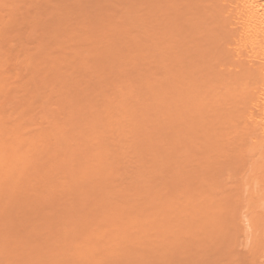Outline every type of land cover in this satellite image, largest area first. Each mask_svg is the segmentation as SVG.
Masks as SVG:
<instances>
[{
  "label": "bare ground",
  "instance_id": "1",
  "mask_svg": "<svg viewBox=\"0 0 264 264\" xmlns=\"http://www.w3.org/2000/svg\"><path fill=\"white\" fill-rule=\"evenodd\" d=\"M28 2L30 0H0V264H175L179 258H186L183 259L184 264H191V260L199 264L202 261L198 260H207V255L210 256L213 251L220 248L231 250L237 236L247 249V264H264V0H213L209 4L211 10L205 11L200 23L208 24L206 28L211 31L210 34L201 37L203 41L198 43L199 51L189 54L191 51L186 50L182 53L179 77H170L169 80L168 77L166 87H161L164 92L160 96L163 101L160 107L166 111L163 114H166L164 120L167 121L155 125L147 117V109L138 113L136 110H124L127 116L123 117L128 118L137 129L145 116V123L142 122L144 129L142 125L140 127L144 138L134 137L137 140H131L133 143L129 146L130 140L117 130L110 136L113 145L108 143L107 136H97L98 123L95 124L97 118H94L88 127L93 134L89 132L88 138L83 136L86 140L80 136V139H84L83 144L80 143V150H83L80 152L78 147L76 150L80 152L78 155L85 158L84 166L78 170L71 165L68 166L69 170L66 168L63 172L60 168L65 167L54 168L56 166L52 165V159L48 157L46 161L51 164L41 162L42 158L45 162L46 153L49 155L48 152L52 154L53 151L49 147L53 146L49 144L51 132L42 129L45 122L49 124V120L44 121L48 117H44L43 125L40 118V122L37 119L40 124L34 122L35 116L31 121L27 118L29 123H33L30 127L35 124L39 127L40 130L34 132L35 128L33 131L29 123H24L26 118L23 115L25 111L34 110L31 109L34 104L42 105L38 102L41 99L36 100L37 94L53 86L47 81L51 77H47L48 73L55 68L51 65V70L50 61H45V56H49L48 48L45 56L41 57L40 54L41 59L37 56L36 62L29 58L21 61L23 64V61L31 60L28 70H34L33 75L36 74L32 80L27 78L31 77L29 74L32 72H26L22 76L27 77L21 79L18 73H13L12 69L22 67L21 62L16 56L11 58L13 55L9 50H4V38L9 37L6 33H9L8 30L13 31L10 28L18 26L17 23L23 18H29H26V14L31 12L33 8L30 6L36 0H31V5ZM206 8L208 10V6ZM24 20L20 24L23 25ZM30 22L35 25L34 20ZM199 22L195 24L198 34L201 33ZM213 28L218 31V35L215 31L213 36ZM215 54L220 58L217 63ZM16 59L20 66L15 65ZM193 59L196 63L202 59L208 61V67L212 65L207 73L200 72V75L195 72L196 69L198 71V65L195 61L191 63ZM11 60L15 62V68ZM63 60H60L61 63ZM28 62H25L27 66ZM188 63L196 69H189L191 65ZM26 64L25 70L28 68ZM217 65L220 70L228 66L230 73L218 72V68H215ZM191 70L193 74L196 73V77L190 73ZM13 77L17 79V84L11 82ZM19 82L21 85L17 86ZM46 82L48 88H45ZM42 83L44 90L40 86L42 92L37 93L38 85ZM148 88L154 91L153 87ZM48 92H44L46 96ZM173 92L177 95L173 96ZM10 94L21 98L22 103L20 101L19 105L16 100L14 106L11 102L15 99ZM46 98L49 99V96ZM44 101L47 103V106H42L46 107L44 110H51L48 101ZM8 111L14 116L12 121L10 113L7 117ZM34 112L26 113H31L28 114L31 118L32 113H38ZM42 112L46 116L45 111H39L38 114ZM139 115L141 120L138 119ZM108 118L109 123L114 121V117L109 115ZM24 125L29 128L25 129ZM247 133H252L251 140L257 144L256 147H251L246 141ZM119 134L122 140H126L125 143ZM126 143L129 147L134 146V149L142 147V153L138 152V147L137 154L131 155L133 159L119 160L115 155H124L122 147H126ZM120 144H126L121 147L123 150L120 148L121 153L119 149V152L115 151ZM151 146L162 150L164 147L166 156L163 154L165 157L159 158L158 152L162 150L156 151L157 154L155 150L158 148L154 150ZM112 147L117 154L114 155ZM245 148L257 156L249 168L246 167ZM116 159L121 162L116 163ZM57 161L55 159L54 162L57 164ZM122 162L129 164H123V168ZM231 166L232 169L227 168ZM166 168L172 170L171 181L162 178L161 173ZM75 169L78 172L75 173ZM57 170L61 171L58 172L60 178L57 175L61 181L53 178ZM70 170L73 172L70 173ZM227 171L233 181L229 189L220 182ZM47 172L50 174L45 176ZM75 201L78 205L73 204ZM75 206H80V210L74 209ZM70 209L74 213L78 212V217L73 214L77 218L69 214ZM29 230L32 231L30 235ZM31 234L37 239H34L36 245L30 238L29 243H32L26 242L29 236L32 238ZM21 242H25V246ZM29 247H32L31 250ZM38 248L40 252H34ZM16 252L26 258L20 259L15 255ZM181 259L178 262L183 261Z\"/></svg>",
  "mask_w": 264,
  "mask_h": 264
},
{
  "label": "rangeland",
  "instance_id": "2",
  "mask_svg": "<svg viewBox=\"0 0 264 264\" xmlns=\"http://www.w3.org/2000/svg\"><path fill=\"white\" fill-rule=\"evenodd\" d=\"M26 1L27 0H25V2ZM33 1L34 0H32V2ZM37 1L39 2V4H36ZM36 2L35 4L33 2L32 4L33 6H30L31 8H33L32 10L30 8L31 12L28 11V13L26 14V18L27 17L29 18H27L26 20H24V18L22 19L24 20L23 22L24 24H26L25 21L27 22L28 19H32L30 21L34 20L35 25L30 21H28L29 23L27 22V25H24V24L22 25L20 24L22 22L21 20V22L17 23L18 26H15V28L14 27L10 28V29H13V31L11 30L10 32V30H8L10 34L6 33V36H9L10 38L9 37L8 39L6 37L4 38L6 39L5 41L6 45L5 46L3 45V46H4V50L6 48V50H9L12 53L11 55L13 56H10L11 58L12 57L15 58L16 56V58L18 59V61L20 60V62L24 58H27V59L29 58L32 61L36 62L38 59L37 56L39 55V58H40V54H41V57L42 55L45 56L48 50L49 54H47V56L48 55L49 56L48 57L45 56V58L47 59L45 61L48 63L50 61L49 66L53 65L55 68L51 66L50 69L52 70L53 68L52 72L48 73L51 70H49L48 72L46 71L45 76H47V73L49 74V76L47 77H50L51 75L50 77L51 81L50 80H47V81L49 83L51 82L52 84L51 83L50 84L53 86L50 85L51 87H49V85L47 84L48 82L44 84L45 88L49 87L48 89L49 92H48L47 90L43 89L44 87L42 88L43 83L41 85H38L37 93L42 92L39 90L41 86L42 88L41 90H44L43 93L45 91L49 93L48 95L49 99L46 98L48 96H46L47 94L45 93H44L45 95H43L44 97L41 96L43 93L37 94L39 96L37 98V95H36L35 99L37 98L36 99L37 101L38 99L39 100L41 99V101H38V102H41L42 105L38 103V105L35 106L34 104L33 106L36 109L33 106L31 109H34L36 111L34 112V110H30L31 112H34L35 114L37 111L38 113L39 111L40 112L45 111L46 116L43 112L41 114L37 113V115L41 116L42 118L39 116L37 117V115H34L32 113L33 116H31L30 118L29 115H31V113L30 114L26 113L30 111H25L26 114L24 113L23 115H25L24 117L26 119L24 120L26 122L24 123L26 124L29 123L28 121L29 119L31 121V119L34 120V118H36L34 121L35 123L37 119L39 122H40V119H42L41 120L42 122H40L41 125H43L42 123H44V121L49 120V124L48 122H45V125H43L45 128L43 127L42 129L46 130V132L48 131L51 132L50 133L51 135L50 134H47V135L52 136V138L50 137L49 139V141L51 142L49 144H53V146L50 145L49 147L50 148L52 147V148L51 149L49 148V149L51 151L53 149V151H52V154L48 152L51 157H49V155L46 153L45 162H44V158H42L43 160L41 162L46 163L49 160L48 158H50L53 160V161L51 160L52 165L56 166L54 168H57V166L65 167L63 169L60 168L61 171L65 170L66 168L69 170L68 166H71V165L73 166V168H77L78 170H80V168L84 166L83 162H85V160L83 161V159L85 158H83L82 155H78L83 150V149L80 150L82 147L80 143L82 142L83 144V140L85 139V137H87V135L88 137L90 136L89 132L91 131L88 130V127H90L91 123L94 121L93 120L91 122V120L94 118L95 119L99 118L98 119L99 121L97 122V119H96V123H95L96 125L98 123V125L96 126L97 128L96 134L98 132L97 136H100L102 134L107 136L109 138L108 143L111 144L113 140L112 138H110V136L112 134H115V131L117 130L121 134H124L125 135L124 137L127 136L128 138L127 140H130L129 146H130L131 140L133 139L137 140V138H134V137L136 136H138V138L142 137L143 131L142 129H140V127L142 125V122L145 116L143 117L140 126L138 125L139 129H137L136 128L137 126H135V128L138 130L137 131L132 126L128 118L123 117V116H127L126 113H124V110L127 111V109H129L132 112L135 110L136 112L137 111L142 112L143 109H147L148 114L150 115V116L148 115L147 117H150L149 119L153 121V123L151 122L152 124L162 125V121L166 122L167 120H164L166 117V114H163V113H166V111L161 110L163 108L160 107L163 102L161 101L162 97L160 98V96H162L164 92V89L161 87L164 86L165 84L167 85V83L165 82L167 81L168 77H169L168 80L170 79V77L171 79L174 77H179V73H180L179 71L181 69L180 68L181 66L180 57L182 56V53L186 50L191 51L189 54H193V52L194 51L197 52V50L199 51L200 47L198 46V43L200 41H203L201 40L202 39L201 37H203V35L205 34L206 35L210 34L211 32L209 30L207 31L206 27L208 24L201 25L200 23L202 20V15L205 13V11L211 10L209 4L212 3L213 0H36ZM30 3H31V0H30ZM30 3L28 2L27 4H30ZM27 4L26 6H28ZM207 6H208V10H206ZM27 10L28 9L26 8V11ZM38 18L40 19L38 20ZM35 20L37 21V24ZM197 20L200 21L198 23V27L200 25L199 27L200 32H201L200 34H198L197 29L195 30V24L196 22H198ZM38 21H40V23ZM31 23L33 24V26ZM28 24L29 25L31 24V26H29ZM212 26L216 27L214 25ZM7 28L5 29L7 30ZM215 31L216 29L213 28L212 29L213 36H215L214 35ZM216 33L215 34L218 35V31H216ZM206 42L208 43L207 40ZM207 43H206V46H208ZM46 48L48 49L46 50ZM17 59L15 61L16 64L12 60L11 61L13 63L11 62V64L12 65L15 64L19 66L21 64L22 67H18L19 68L18 70V68L14 65V68L16 67L17 70L12 69L13 73H18L19 79H21V78L27 77V75L23 77L26 72L27 74H29V72H32V74H29L31 75V77L29 76L27 77V78H31L32 80V76H35L36 74L33 75L34 70H28L31 65L30 64L31 60L23 61V64L25 62L27 63V61H30L28 62L29 66H27L28 64L25 63L26 66L28 67L27 70H25V67H24L25 64L23 65L22 62L19 64V62H17ZM61 59L62 60L64 59L63 63H61L62 62L60 61ZM194 59L191 60V63L192 64L195 63L196 65H198V67H196L198 68V71L196 68H193L195 66L192 67L190 63H188V65L190 64L191 67L190 68L188 67V68L189 69L192 68L194 70L196 69L195 72L196 73L199 72V74L200 72L207 73L209 67L212 64L209 65L208 67V61H205L203 59L198 61L197 62L198 64H197ZM51 60H53L54 62L56 60L57 63L56 62L55 63L58 66L54 62H53L54 64L51 63ZM57 60H59L60 63ZM215 60H216L215 61L216 63L217 61H220V58L217 54H215ZM193 61L195 62L193 63ZM45 65H43L42 67H44ZM57 67L58 69H56ZM216 67L218 68L216 70L220 73L221 71H223V73H226V74L230 73V69L228 68V66H223L222 67L223 70H220L218 65L215 66V68ZM31 69H33V67ZM189 69H187L188 72L190 71ZM192 71L193 70H191L190 73H192ZM195 74H193V76ZM200 75L198 76L200 77ZM194 77H196V75ZM27 78L26 80L22 79L23 82L27 81ZM198 78H193V79L198 80ZM11 82L15 84L18 83L15 77L11 79ZM21 82H19V85L17 86H20ZM12 83H11V87H13ZM198 83H200V81H198ZM32 85H33V82H32ZM149 86L153 87L152 89L154 91L149 90L148 88ZM14 91L12 94H14ZM129 93L131 94V96L129 95ZM155 93L157 94L155 95ZM12 94H10L11 97L14 96ZM174 94L177 95L176 93L173 92V96ZM40 97H42L43 99L45 98L44 100L48 101L49 103L48 105H51L50 109L52 111L48 109L49 111H51V114L49 113V111L44 110V108L46 107L44 108L42 107V106H47L46 105L47 103H45V101ZM12 99H15V101L14 100L12 101ZM12 99L10 101H12L11 102L12 104L14 103V106L17 101H18L17 103H19L20 105L21 98L12 97ZM43 103L45 104L43 105ZM38 106H40V108ZM9 113L10 112L8 111L7 117ZM14 115L15 117L17 116V114H14ZM26 115L28 116L26 117ZM109 115L110 117H114V121L111 120L110 122L111 124L108 121ZM10 116L13 117V118L11 117L10 119L12 121V119H14V116L11 115V113H10ZM44 117H48V118L44 120ZM141 118H142L141 115H139L138 119L141 120ZM140 120L138 124L140 123ZM106 121L108 122L106 123ZM39 122L38 124H40ZM31 123L28 124L29 127L30 125H33V123L32 124ZM36 124L34 127L33 126L30 127L32 129L33 128L36 129L35 131L33 129L34 132H37L40 130ZM41 125H40V128L42 127ZM143 126L144 125H142V128L144 129ZM24 127H26L25 129L29 128L27 125H24ZM145 127H148V126H145ZM46 128H48V130ZM32 129H29V130L31 131ZM241 133H243V135L246 134L244 132H241ZM80 136L81 137L85 136V137H83L84 139L82 138L80 139ZM245 137H246V141L249 143L250 146L251 145L253 147L257 146V144L251 140L253 138L252 133L250 134L247 133ZM78 138L80 140H78ZM120 138L122 140V136ZM143 138L144 137H142V139ZM51 139H53V141ZM88 140L86 141L87 143H88ZM122 141L125 143L126 140L124 141V138H123ZM78 143L79 145H75ZM136 143L134 141L135 145ZM126 144L124 145L122 144V146H125ZM122 146L120 144V146L115 151H118L119 149L121 153V149L123 148L124 151L122 152H124V155L126 156L122 154L120 155L125 158H121V156L119 157V154L115 155L117 154V153H114L113 151V147H115V145L111 148L114 155L118 156V159L121 161L125 160L126 158H127V161H129L128 159H130L131 155L134 156L135 154H137L136 149L138 150V147H139L140 151L138 150V152H141V148H142L140 146L138 147L135 146L136 148L134 149L133 148L134 146L129 147L127 144L126 146L127 152H125L126 147H122ZM163 146L165 147V145ZM77 147H78V150H80V152L76 151ZM144 147L146 146L144 145ZM153 147H154V150L158 148L156 146H151V149ZM164 147H163L164 150H162V148L161 149L158 148V150H155V152L156 151L158 152L159 149L162 150L161 152L160 151L158 152L159 158L166 156L165 155L166 149ZM133 149L136 152H134ZM148 151L150 150L148 149ZM53 153L55 154V156L58 155L57 158L54 156L56 160H59L57 161V164L56 162H54L55 159L52 157L54 155ZM160 153L162 156L160 155ZM254 153L255 152L250 151L249 149L247 150V148H245L244 155H246V159H247L246 160L247 168L250 167L251 163L254 162V160L257 157V156H254ZM163 154L165 156H163ZM73 155L76 158V160H74ZM127 155H129V158ZM78 156L80 157V159ZM143 157L146 158V160H149L147 159L148 158L147 156L146 157L143 156ZM46 159L48 160L46 161ZM119 160L116 159V163L121 162ZM142 160L140 162H143ZM260 160L261 159H259V161ZM243 162H244V159H243ZM53 163H55L56 165ZM123 164L125 166H128L129 163L122 162L121 164L122 167H123ZM49 167L51 168L52 166L49 165ZM227 168L232 169V166L227 167ZM77 169H75L74 172L75 171L78 172ZM58 170H57L56 176H54L55 173L52 175L54 176L53 178H55V180L58 179L59 177L58 172L61 173V171H58ZM68 170H67V174H69ZM72 170H70L69 172L71 173ZM165 170H164L165 173L164 172L161 173L163 174L162 175L163 177L162 176L161 177L162 178L165 177L164 179H168L169 181L173 177L172 175L173 173H170L172 170L167 169V168ZM49 172L52 174L51 171ZM43 173L45 174V172ZM50 173L46 174L45 176H48ZM169 173L171 174V176ZM60 176L62 175L60 174ZM69 176L71 177V175ZM167 176L169 178H167ZM70 177H68V179ZM58 180L61 181L60 179ZM220 182H221V185L224 186L226 189H229V187L232 185L233 183L232 177L230 176V173L228 171L223 176V178L220 180ZM157 183L158 181L156 182V184ZM116 190L117 188L115 189V191ZM69 201L71 202L72 200H69ZM75 203L76 205H78V202L76 201L73 202V204ZM79 205L81 206V204ZM80 206L78 207L80 208ZM78 207L75 206L74 209L77 208L78 210L79 209ZM73 211H71L70 209L69 214L71 215L72 213L71 216L78 217L77 215L78 212L74 213ZM81 211H79V213ZM73 214H75L76 216ZM57 215H60V214H57ZM57 219L59 220L58 217ZM54 221H56V219ZM29 231H28V234L30 235L32 231L30 232ZM25 238L27 237L25 236ZM29 238L33 242L35 239V236L32 235V238L31 236H29L27 240ZM27 240L26 242L29 243V240L28 241ZM21 243H22L21 244L22 246H25L23 245V243L25 242H21ZM34 244L36 245V242ZM16 248L17 247H15V249ZM26 248L28 249V246ZM26 248H24L23 250H25ZM29 248L31 250L32 247H29ZM36 250L39 251V248L34 249V252ZM222 250L224 249L220 248L216 251L211 252L212 254L210 253L211 254L210 256L209 254L207 255L208 256L207 260L204 261V259H206L204 257H203L204 258L203 260H198L199 262L204 261V263L200 262L199 264H247V261H246L247 249L243 243V240L239 236H237L235 243L231 247V250L226 251L228 250V248L224 250L225 252H223ZM38 251L36 252L38 253ZM17 253L18 252L14 254L20 257V259L24 260L26 258L25 255H21V256H24V258L23 257L21 258V256L17 255ZM44 257L45 259H47L46 254ZM179 259L177 260V262H175V264L177 263L182 264L186 258L185 259L183 258L184 260L181 259L183 260L181 262H178L180 261ZM189 260L188 262L191 263L192 261L193 263V260L191 261ZM197 263H193V264H197Z\"/></svg>",
  "mask_w": 264,
  "mask_h": 264
}]
</instances>
